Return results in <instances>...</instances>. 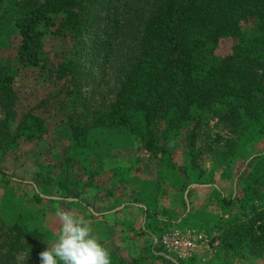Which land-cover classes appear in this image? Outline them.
Instances as JSON below:
<instances>
[{
	"label": "trees",
	"instance_id": "obj_1",
	"mask_svg": "<svg viewBox=\"0 0 264 264\" xmlns=\"http://www.w3.org/2000/svg\"><path fill=\"white\" fill-rule=\"evenodd\" d=\"M12 23L23 67L40 65L46 33L71 41L69 58L56 64L68 100V141L82 142L93 130H125L146 152L165 155L180 124L192 122L184 136L190 160L201 115L233 133L250 129L249 139L264 137V0H17ZM221 39L233 42L219 56ZM82 73L97 99L83 96ZM12 85V73L0 66V138L36 139L45 132L42 118L16 115ZM246 179L243 191L264 186V151ZM247 223L240 231L245 245L256 244V229L264 241V209ZM41 251L38 230L0 221V264H40Z\"/></svg>",
	"mask_w": 264,
	"mask_h": 264
},
{
	"label": "rangeland",
	"instance_id": "obj_2",
	"mask_svg": "<svg viewBox=\"0 0 264 264\" xmlns=\"http://www.w3.org/2000/svg\"><path fill=\"white\" fill-rule=\"evenodd\" d=\"M16 1L0 0V66L13 76L16 115L28 111L39 115L45 132L32 140L0 138V221L38 230L45 250L58 241L59 213L70 211L89 222L93 235L108 250L110 264H149L151 255L168 264L173 251L165 248L166 257H158L153 251L160 244L151 238L149 242L148 235L138 246V233L126 234L121 246L117 232L107 240L101 228L99 217L134 202L139 193L136 184L141 183L149 195H163V201L155 202L157 218L152 227L157 228L151 235L156 240L185 238L194 245L183 264H243L245 260L264 264L259 229L254 230V246L245 245L240 232L254 213L264 209L263 185L252 184L243 191L252 160L264 151V137L254 134L249 139L245 133L250 134V129L233 133L221 120L201 115L190 160L184 136L192 122L180 124L175 137L164 145L165 155L146 152L125 130H93L82 142L68 141V100L56 64L69 58L71 41L46 33L38 43L40 65L20 66L19 36L12 23ZM232 42L221 39L214 53H228ZM81 76L85 99H97L100 93L91 79ZM2 117L0 111V122ZM172 228L178 229L177 236Z\"/></svg>",
	"mask_w": 264,
	"mask_h": 264
},
{
	"label": "crops",
	"instance_id": "obj_3",
	"mask_svg": "<svg viewBox=\"0 0 264 264\" xmlns=\"http://www.w3.org/2000/svg\"><path fill=\"white\" fill-rule=\"evenodd\" d=\"M114 164L116 166H121V165L123 166V164H120L119 161L118 163L115 161ZM137 172L139 174L138 170ZM136 189L138 190L139 193L137 194L138 197L134 202L120 205L112 210L105 212V214L99 217L102 220L101 222H103L101 224V228L103 231L106 232L105 237H108L107 240H109V237H114L113 233L117 232L119 234V236H117V239L120 241L121 246L125 244L126 242V239H125L126 234L127 235L130 233L133 234L134 232L138 233V241H137L138 246L142 245V242H144V239L146 237L145 235H148L149 240H150L149 242H151V239H152V242L160 244L158 246L159 248L155 247L156 248L155 250L157 252L153 251V253L157 254L158 257L159 256L166 257V255L163 256V253L164 254L165 252L168 253L170 249L164 250L166 247L161 246L160 240L159 239L156 240V238L154 237L155 235L152 236L150 233L157 228L156 227L154 229V227H152L153 222H156V218H157L155 212H157L156 205L158 203H155V202H157V200L163 201V197H162L163 195L159 197L151 193L149 195V191H146L144 189V185H142L141 183L136 184ZM174 230L175 231H173V233L175 236H177L176 234H178L177 232L178 229H174ZM151 247L153 248V244ZM194 250L195 249L193 245L192 250L186 254H180V252H179L180 254L179 256L176 255V253L173 254V256L170 258V260H172L170 263L171 264H183L187 260L188 256L194 252ZM136 256H139V255L136 254ZM144 258L145 257H142V259ZM152 261L155 264H159V263L162 264V262H160V259H157L156 257H153L151 255L148 258L149 264H151ZM139 263L140 261H138V264ZM243 264H253V262L249 260H245Z\"/></svg>",
	"mask_w": 264,
	"mask_h": 264
},
{
	"label": "clouds",
	"instance_id": "obj_4",
	"mask_svg": "<svg viewBox=\"0 0 264 264\" xmlns=\"http://www.w3.org/2000/svg\"><path fill=\"white\" fill-rule=\"evenodd\" d=\"M59 219L58 241L38 254L40 264H110L108 250L86 219L70 211H61Z\"/></svg>",
	"mask_w": 264,
	"mask_h": 264
},
{
	"label": "built area",
	"instance_id": "obj_5",
	"mask_svg": "<svg viewBox=\"0 0 264 264\" xmlns=\"http://www.w3.org/2000/svg\"><path fill=\"white\" fill-rule=\"evenodd\" d=\"M160 243L162 246H165L166 248L173 251V253L176 255L180 254H186L190 252L193 248V244L188 239H180L177 237H167L163 236L160 239ZM180 252V254H179Z\"/></svg>",
	"mask_w": 264,
	"mask_h": 264
}]
</instances>
